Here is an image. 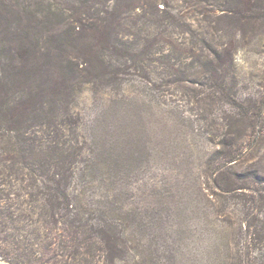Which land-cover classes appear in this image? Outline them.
Returning <instances> with one entry per match:
<instances>
[{"label": "rangeland", "instance_id": "rangeland-1", "mask_svg": "<svg viewBox=\"0 0 264 264\" xmlns=\"http://www.w3.org/2000/svg\"><path fill=\"white\" fill-rule=\"evenodd\" d=\"M191 1L175 3L183 21L149 28L134 17L124 19L117 34L100 42L94 32L86 39L75 34L72 20L85 17L98 24L115 0H0V124L8 128L21 110L24 134L56 140L57 148L79 155L71 165L70 215L77 213L94 235L106 230L116 246L114 253L94 250L92 258L71 260L61 254L64 249L54 257L52 226L45 232L28 221L41 220L32 215L39 205L21 190L28 181L6 176L1 161L0 190L18 194L8 205L25 218L13 229L2 218L5 204L0 206V264H16L4 241L13 235L24 236L19 246H34L37 264H260L264 241L248 231L243 193L224 196L203 175L202 164L216 148V140L206 138L219 134L211 131L219 128L226 107L219 102L204 112L201 98L210 91L190 83L201 78L191 73L189 57L198 49H217L226 39L198 19L201 8ZM140 2L121 3L122 15L133 16ZM120 34L130 35L133 51L152 41L143 58L156 62L136 65L144 66L148 77L131 69L115 72L131 64L112 52L126 37ZM248 37L237 38L241 43L233 55L240 101L264 93V37ZM57 127L60 137L53 134ZM4 135L14 141L11 133ZM244 155L242 167L258 169L264 179V147ZM252 218V226L264 231V215L253 211ZM246 251L252 263L239 262Z\"/></svg>", "mask_w": 264, "mask_h": 264}, {"label": "trees", "instance_id": "trees-1", "mask_svg": "<svg viewBox=\"0 0 264 264\" xmlns=\"http://www.w3.org/2000/svg\"><path fill=\"white\" fill-rule=\"evenodd\" d=\"M138 1L141 2L138 7L132 9L134 10L133 16L131 14L127 17L123 16L119 7L122 4L128 5L130 0H115V7L106 10L105 16L99 19L98 24H91L90 18H74L72 23L78 27L75 34H83V39H86L91 37L94 32V34L99 35L100 42L106 41L110 39L112 33L117 34L120 31L124 19H133V17L138 19L140 24L149 28L158 26L163 22V24L168 25L176 24L179 20L183 21V16L180 15L181 12L175 3L179 4L180 1L183 4L187 1L192 2L191 0ZM149 1L151 2L149 3ZM194 1L201 8L198 12L200 15L198 19L214 33H217L220 38L226 39L217 44V49H208L207 52L198 49L189 57L191 73L195 77L201 78V80H193L190 83L199 87H208L210 91L203 94L201 98L207 107L204 112L211 113L213 107L219 102H223L224 107H226V110H222L221 122L218 123L219 128L211 131L219 134L211 133L210 137L206 138L207 141L213 140L214 143L216 140V148L202 164L203 175L224 196L233 194L235 196L237 193H243L241 199L244 207V221L248 224V231L252 230L255 234L257 233L256 241L260 238L259 241L261 242L264 241V231L252 226L251 223L254 220L252 218L253 211H259L264 215V179L258 169L242 166L246 163L244 154L264 147V93L254 99L238 100L235 90L238 85L233 55L238 49L235 45L240 44L246 38L249 39V33L254 37L259 35L258 40L264 37V0H217L213 4L210 0ZM159 5L162 7L159 8ZM131 23L133 22L131 21ZM120 35H126V37L118 40L117 44L112 46L114 50L112 52L124 61H130L131 64L125 65V62L122 68L117 67L115 72L122 73L131 69L132 74L140 71L148 77L150 74L144 66L136 65L145 59L156 62L153 57L143 58L150 55L148 49L152 41L147 43L148 40H145V43L133 51L132 44L130 45L129 40H126L130 35ZM96 39L99 40L97 37ZM198 41L207 46L205 37L200 36ZM88 50L92 51V46ZM184 50L186 49H182V51ZM86 63V67L90 68L91 63L88 61ZM71 65L73 68H77L75 64L72 63ZM29 71L32 72L31 69ZM69 71L72 74L75 73L71 69ZM20 114L21 110L8 120V128H4L0 124V132L2 131L0 133V150L8 155L6 156L0 151V162L2 161L1 165H4V169L8 171L6 176L19 177L28 181V184L21 190H27L28 192H25L26 197L39 205L37 212H33L32 215L41 218V220L37 219L38 221L28 220L30 225L45 232L49 231L50 225L52 226L53 229L49 234L52 248L49 252L54 257H60L59 251L62 249L65 252L61 254L71 260L78 259L79 256L92 258L94 250L96 252L102 250L106 254L114 253L116 249L115 240L107 237L106 230L101 231L99 228L94 235L91 228L77 219V213L73 216L70 215L71 203L68 191L69 179L73 176L71 165L79 155L74 150L71 152L72 149L66 146L64 147L67 149L57 148L56 140L48 143L45 141L46 139H36L29 134H24L23 115ZM53 131L56 137L62 136L58 127ZM6 132L11 133L14 138L13 142L5 139L4 134ZM50 139L52 140V138ZM5 161L8 164H5ZM15 170L17 174H15ZM2 175L3 173L0 172V176ZM0 186L3 188L1 182ZM0 195H2V197L0 196V206L5 204L4 208L1 209L4 210L2 218L10 221L13 229H15L23 223L21 219L25 217L17 215L18 210L11 208L8 201L11 197H17L18 194L5 193L0 190ZM3 227L2 232L4 234L7 226L3 225ZM259 232L261 235L258 234ZM19 237L24 238L21 235H18V238L13 235L11 242L4 240L11 249L12 255L17 256L16 264H37L38 258L35 256L34 246H19ZM245 257L244 260L239 255V262L252 263L249 251H246ZM48 261H51V258ZM84 261L86 262V259ZM257 261L264 264V254L260 255Z\"/></svg>", "mask_w": 264, "mask_h": 264}]
</instances>
